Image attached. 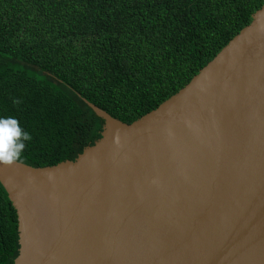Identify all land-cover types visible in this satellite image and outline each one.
Returning <instances> with one entry per match:
<instances>
[{
	"label": "water",
	"instance_id": "water-1",
	"mask_svg": "<svg viewBox=\"0 0 264 264\" xmlns=\"http://www.w3.org/2000/svg\"><path fill=\"white\" fill-rule=\"evenodd\" d=\"M251 22L130 124L75 160L0 165L14 264H264V34Z\"/></svg>",
	"mask_w": 264,
	"mask_h": 264
},
{
	"label": "trees",
	"instance_id": "trees-1",
	"mask_svg": "<svg viewBox=\"0 0 264 264\" xmlns=\"http://www.w3.org/2000/svg\"><path fill=\"white\" fill-rule=\"evenodd\" d=\"M264 0H0V117L32 140L20 163L73 161L104 121L130 124L183 88ZM0 184V264L19 251Z\"/></svg>",
	"mask_w": 264,
	"mask_h": 264
},
{
	"label": "clouds",
	"instance_id": "clouds-1",
	"mask_svg": "<svg viewBox=\"0 0 264 264\" xmlns=\"http://www.w3.org/2000/svg\"><path fill=\"white\" fill-rule=\"evenodd\" d=\"M253 28L264 34V19H258ZM31 140V134L24 130L17 118L0 117V165L11 167L22 162Z\"/></svg>",
	"mask_w": 264,
	"mask_h": 264
}]
</instances>
